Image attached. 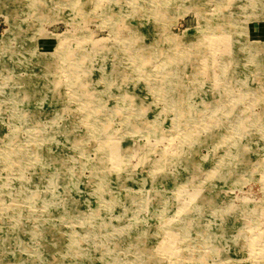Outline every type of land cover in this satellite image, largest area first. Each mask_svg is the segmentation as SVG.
Here are the masks:
<instances>
[{"label": "rangeland", "instance_id": "rangeland-1", "mask_svg": "<svg viewBox=\"0 0 264 264\" xmlns=\"http://www.w3.org/2000/svg\"><path fill=\"white\" fill-rule=\"evenodd\" d=\"M251 2L0 0V264H264Z\"/></svg>", "mask_w": 264, "mask_h": 264}, {"label": "bare ground", "instance_id": "bare-ground-1", "mask_svg": "<svg viewBox=\"0 0 264 264\" xmlns=\"http://www.w3.org/2000/svg\"><path fill=\"white\" fill-rule=\"evenodd\" d=\"M252 2H253V0H252ZM251 2V3H252ZM86 3V2H85ZM261 3V2H260ZM70 6V5H69ZM250 6V5H249ZM224 7V5L223 4H219V6H218V12L222 9ZM164 8V7H163ZM163 10H165V9H163ZM158 11V10H157ZM156 11V12H157ZM160 11V10H159ZM160 13V12H159ZM153 16H156V14H152ZM158 16H159V14H158ZM206 29L207 30H209V31H211V33L212 34H216V30H219L218 29V19L217 18H213V20H211V21H208L207 23H206ZM222 29H225L226 30V28H222ZM187 33H189V32H187V31H185V33L184 34H187ZM190 34V33H189ZM237 34V33H236ZM3 42V41H2ZM63 42V41H62ZM137 43V42H136ZM260 46H261V44H260ZM68 47V46H67ZM134 48V47H133ZM142 49V48H141ZM253 48H250V50L249 51H251ZM5 50V49H4ZM255 50V49H254ZM254 50L252 51V52H254ZM139 52V51H138ZM145 53V52H144ZM255 53V52H254ZM137 56H136V58L137 59H142V58H144V54H142V56H140L141 54L139 53V54H136ZM63 56V55H62ZM135 56V55H134ZM63 58V57H62ZM147 58V57H146ZM68 59V58H67ZM67 59H65V60H67ZM43 73V72H42ZM40 79V78H39ZM75 83V82H74ZM84 85V84H83ZM82 85V86H83ZM83 89V88H82ZM85 90V89H84ZM85 93V92H84ZM182 95V94H181ZM169 103L170 102H173L174 101V92H171V93H169ZM178 97V96H177ZM67 134V133H66ZM105 134V133H104ZM192 134V131H190V132H188L187 134H186V139L187 138H189V137H191L190 135ZM64 136V135H63ZM61 137V136H60ZM99 137L102 139V145H103V147H104V149L106 150V159L105 160H108V158H111V156H115V155H117L118 154V152H117V150L118 149H114V145L111 147L110 146V144H108V142H105V141H107L106 140V135H103V133H100L99 134ZM65 138V137H64ZM37 156V155H36ZM115 158V157H114ZM189 162L187 161V162H185V160H182L181 161V165L183 166V167H187V164H188ZM103 167V169L101 170L102 172H103V174L106 172V169H105V167L104 166H102ZM198 196H196V198H197ZM185 230V229H184ZM170 256H171V254H170ZM181 263V262H180Z\"/></svg>", "mask_w": 264, "mask_h": 264}]
</instances>
